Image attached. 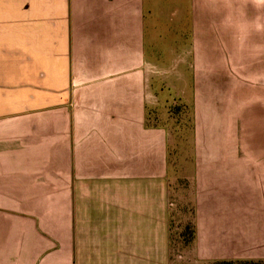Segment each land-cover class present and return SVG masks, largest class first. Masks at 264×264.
<instances>
[{
  "label": "crops",
  "instance_id": "1",
  "mask_svg": "<svg viewBox=\"0 0 264 264\" xmlns=\"http://www.w3.org/2000/svg\"><path fill=\"white\" fill-rule=\"evenodd\" d=\"M145 6L0 0V264H168L164 86L190 107L193 255L264 262V0H184L167 65Z\"/></svg>",
  "mask_w": 264,
  "mask_h": 264
},
{
  "label": "rangeland",
  "instance_id": "2",
  "mask_svg": "<svg viewBox=\"0 0 264 264\" xmlns=\"http://www.w3.org/2000/svg\"><path fill=\"white\" fill-rule=\"evenodd\" d=\"M149 7L145 13L144 25V46L148 58L153 59L156 52L159 61L167 65L172 59L171 51L174 49V28L172 16L173 8L180 6L184 8V0H147ZM151 3V7H150ZM150 10L153 14L150 15ZM181 36L182 26H177ZM176 28V27H175ZM180 43L181 40L179 39ZM161 67H165L163 64ZM153 70V76L160 77L162 72ZM158 72V73H157ZM163 96L160 102L148 114V125H160L168 129L169 141V171L168 177V264H215L214 262L202 263L193 255L191 241L192 230V209L188 203H183V195L187 184L175 177L181 169L183 162L189 158V144L191 137V115L188 103L182 102L178 92L170 87H162ZM243 264V263H232Z\"/></svg>",
  "mask_w": 264,
  "mask_h": 264
},
{
  "label": "trees",
  "instance_id": "3",
  "mask_svg": "<svg viewBox=\"0 0 264 264\" xmlns=\"http://www.w3.org/2000/svg\"><path fill=\"white\" fill-rule=\"evenodd\" d=\"M232 263H243V264H264V262H227V263H216V264H232Z\"/></svg>",
  "mask_w": 264,
  "mask_h": 264
}]
</instances>
